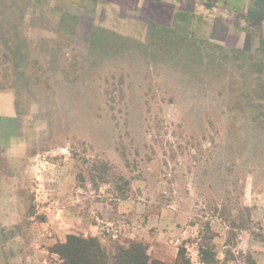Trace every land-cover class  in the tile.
Wrapping results in <instances>:
<instances>
[{"label":"rangeland","instance_id":"374dc122","mask_svg":"<svg viewBox=\"0 0 264 264\" xmlns=\"http://www.w3.org/2000/svg\"><path fill=\"white\" fill-rule=\"evenodd\" d=\"M255 2L154 32L97 0H0V264H73L71 238L264 264Z\"/></svg>","mask_w":264,"mask_h":264},{"label":"crops","instance_id":"0c3cea01","mask_svg":"<svg viewBox=\"0 0 264 264\" xmlns=\"http://www.w3.org/2000/svg\"><path fill=\"white\" fill-rule=\"evenodd\" d=\"M115 10L123 11L127 17H135L143 22V26L156 29L154 32H162L163 28L181 26L190 23V12L195 10L196 0H97ZM236 1V0H225ZM186 3H194L187 5ZM190 15V16H189ZM194 16V15H192ZM142 25V23H141ZM147 30V32L151 30Z\"/></svg>","mask_w":264,"mask_h":264},{"label":"trees","instance_id":"16d2710c","mask_svg":"<svg viewBox=\"0 0 264 264\" xmlns=\"http://www.w3.org/2000/svg\"><path fill=\"white\" fill-rule=\"evenodd\" d=\"M260 3V0H258V2L256 0L255 7H252L253 10L255 9V16L258 18L257 19L255 17V39L260 38V33H258L257 29L259 26L264 25V7H261L259 5ZM262 3L264 4V0H262ZM257 8H260L259 11H256ZM260 44L262 47L259 53L262 55L264 60V39H261ZM263 60L259 61L263 62ZM260 65H263V63ZM126 253L123 255L112 256L110 260L112 263H110L109 259L106 257V253L103 251L101 246H99L97 241H92L89 245H77L72 241L71 238L67 243L65 256L67 259L72 261L73 264H164L161 262L152 261L147 255V252L143 249L137 250L133 248L132 254L131 252L130 254ZM179 257L180 258L178 262L175 264H190L189 260L183 254H181Z\"/></svg>","mask_w":264,"mask_h":264},{"label":"flooded vegetation","instance_id":"af4514ba","mask_svg":"<svg viewBox=\"0 0 264 264\" xmlns=\"http://www.w3.org/2000/svg\"><path fill=\"white\" fill-rule=\"evenodd\" d=\"M262 35L264 36L263 31H262ZM263 36H262V37H263Z\"/></svg>","mask_w":264,"mask_h":264}]
</instances>
